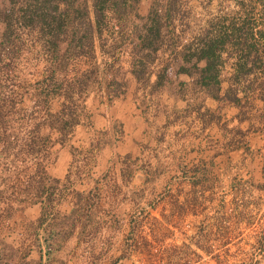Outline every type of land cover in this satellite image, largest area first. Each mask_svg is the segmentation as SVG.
I'll return each instance as SVG.
<instances>
[{
    "label": "crops",
    "instance_id": "crops-1",
    "mask_svg": "<svg viewBox=\"0 0 264 264\" xmlns=\"http://www.w3.org/2000/svg\"><path fill=\"white\" fill-rule=\"evenodd\" d=\"M94 65L97 85L94 93L85 94L83 105L87 109V103H98L101 110L91 121L93 137L81 140L78 150L85 155L97 150L95 160L88 155L84 160L91 169L86 175L65 169L62 178L46 174L53 188L41 195L35 192L37 201L29 208L40 205L32 221L20 226L12 239L0 242L11 250L0 253V264L115 263L112 247L121 246L124 237L145 225L146 239L154 237L155 225L165 214L197 207L201 196L207 198L201 194L209 189L213 175L219 181L225 177L227 188L236 194L258 189L251 180L258 182L256 173L264 169V97L247 87L234 89L239 86L233 80L234 67L226 78L219 69L212 89L203 85L199 74L179 72L180 65L154 71L145 83L131 65L125 67V77L111 65ZM158 75L164 78L155 86ZM62 86L63 106L67 97ZM229 89L235 90L238 102L225 96ZM252 95L254 107L243 105ZM57 113L66 116L60 109ZM51 130L57 134L51 143L64 146L74 133ZM150 186L164 189L163 200L141 207L145 220L138 221L134 207L148 198ZM106 247L109 250L100 253Z\"/></svg>",
    "mask_w": 264,
    "mask_h": 264
},
{
    "label": "rangeland",
    "instance_id": "rangeland-1",
    "mask_svg": "<svg viewBox=\"0 0 264 264\" xmlns=\"http://www.w3.org/2000/svg\"><path fill=\"white\" fill-rule=\"evenodd\" d=\"M241 1L143 0L140 11L146 13L149 8L157 11L162 23L160 35L154 43L158 47L155 52L141 48L137 40L129 43L125 39L128 20L120 23L114 14L107 12L101 33L94 36L93 52L78 56L73 50L67 51L54 75L49 51L37 31L16 24L7 31L4 38H0V242L12 239L20 226L23 229L32 221L31 215H36L40 205L36 209L29 208L32 201H37L35 192L41 195L45 188H53L51 180L44 179L47 173L62 178L65 169L75 173L81 170L84 175L91 169L84 164L88 154L78 150L81 140L93 137L94 134L89 133L94 127L91 121L101 110L98 103H87V109L83 105L85 94L94 93L97 85L92 75L86 78L94 64L111 65L121 77H125V70L131 65L145 83L154 71L168 67V64L174 67L182 64L185 46L191 44L194 48L202 37L213 33L212 27L228 19L239 22L243 14ZM260 9L255 12V21L263 27L264 17L260 15ZM91 18L94 20L92 14ZM142 56L146 58L144 70L136 66ZM221 57L224 63L219 64V69L224 70L222 73L226 78L228 72L233 71L234 57L229 58L227 52ZM262 58L264 60V53ZM185 65L191 67L190 63ZM259 66L256 63L248 77H242L234 89L247 87L264 97V70ZM191 70L198 74L193 67ZM86 81L90 87L88 92L84 91ZM59 84L66 86L67 101L63 105L66 110L77 114L85 109L88 113L78 125L65 128L74 129L65 146L51 143L57 137L51 129L60 126L59 116L62 117L57 113L63 108L59 95L62 91L57 89L54 93ZM44 94H49V99ZM254 103V95L243 101V105L252 108ZM96 155L97 150L87 158L93 161ZM262 173H256L258 182L251 180L258 189L237 194L227 188L225 177L219 181L220 177L213 175L212 181L206 185L209 189L201 194L207 198L201 196L197 207H180L177 214L167 212L166 218L155 225L154 237L150 235L146 239V225L129 233L121 246L112 247V255L118 257L115 263L103 261L96 264H264ZM64 185H60V189ZM163 191V188L154 190L149 187L148 198L134 207L138 221L145 220V216L141 217V207L159 205ZM54 193L57 196L58 191ZM38 199L42 202L45 198ZM47 210L52 213V208ZM126 233L124 231L122 236ZM4 247L0 245L1 254L11 252ZM107 250L106 247L100 253Z\"/></svg>",
    "mask_w": 264,
    "mask_h": 264
},
{
    "label": "trees",
    "instance_id": "trees-1",
    "mask_svg": "<svg viewBox=\"0 0 264 264\" xmlns=\"http://www.w3.org/2000/svg\"><path fill=\"white\" fill-rule=\"evenodd\" d=\"M143 0H1L0 2V38H4L15 24L22 28L35 30L43 39L49 51V61L52 64L53 75L60 66L67 51L73 50L78 56L91 54L94 49V36H99L101 26L107 12L114 14L120 21L128 20L127 41H139L141 48H148L151 52L158 50L154 43L160 35L162 25L157 11L147 9L146 13L140 11L139 6ZM243 14L240 21L228 19L221 25L212 27L213 33L202 37L193 48L185 46L181 55L182 64L179 72L192 74L193 67L200 76L203 85L214 89L218 81L219 64L223 63L222 53L234 57L233 67L235 74L233 80L237 83L240 78L248 76L256 63L259 69L264 70V25L259 27L255 21L256 10L260 7V15L264 17V0H242ZM93 15L94 20L91 18ZM123 17V18H122ZM169 19L170 16H167ZM264 24V23H263ZM132 43V42H131ZM62 48V49H61ZM262 53V54H261ZM145 56L139 58L136 66L144 70ZM200 62L204 64L199 65ZM190 63L191 67L185 64ZM95 72V67L89 71L86 78ZM88 73V72H87ZM135 76L138 73L135 71ZM160 75L154 82L160 85L164 78ZM52 79V78H51ZM73 88V87H72ZM62 89L57 85L56 92ZM229 89L225 96L232 102H238L235 90ZM66 96V93H64ZM45 95V94H44ZM47 99L49 94L45 95ZM66 115L59 116V127H53L59 132L73 124L79 123L81 118H87L85 109L80 113L68 112L66 106L61 108ZM62 113V112H61ZM52 115V113H50ZM53 126V125H49ZM48 175H45L46 180ZM54 182H57L54 179Z\"/></svg>",
    "mask_w": 264,
    "mask_h": 264
}]
</instances>
